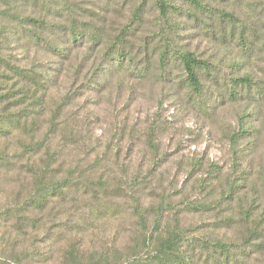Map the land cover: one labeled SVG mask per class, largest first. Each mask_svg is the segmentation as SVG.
<instances>
[{
  "label": "rangeland",
  "instance_id": "obj_1",
  "mask_svg": "<svg viewBox=\"0 0 264 264\" xmlns=\"http://www.w3.org/2000/svg\"><path fill=\"white\" fill-rule=\"evenodd\" d=\"M173 1L183 8V13L171 20L173 27H164L167 44L158 36L162 26L155 0H46L51 15L62 13V17L50 18L58 36L54 40L64 37V29L57 24L68 28L73 23L82 26L91 22L105 31L102 37L106 44L67 52L69 61L47 55L43 49H25L13 37L11 56L15 61H31L51 69L63 82V94L72 92L68 89L79 93L65 111L76 112L80 138L90 146L71 150L68 159L75 166H87L81 169L84 170L95 158L94 154H87L88 149L96 150L104 160L94 171L97 176L110 170L124 186L135 173L146 176L142 187L134 189L142 204L143 221L134 210L136 198L129 193H114L107 203L94 206L86 196L77 201L70 199L60 209L55 222H69L71 226L81 223L83 229H79L77 238L88 253L106 252L111 257L121 255L118 261L125 260L132 246L157 225L158 213L162 214L159 228L179 223L191 240L220 237L242 244L250 236V229L242 220L249 210L251 221L260 223V230L264 231V0H204L208 5L205 13L184 0ZM138 4L141 14L134 22L133 9ZM30 10L40 13L33 7ZM219 11L232 13L236 19L220 17ZM125 24L132 27V35H128L130 49L137 53L136 64L126 62L130 72L118 70L117 52L107 51ZM112 44L120 51L125 43ZM170 47L174 51L162 69L159 51ZM180 51L194 52L211 64V75L202 77V99L192 98L179 81L185 72L181 61L172 56ZM139 70L142 73H137ZM156 74L166 77L160 79ZM246 75L255 81L254 86L235 87L230 81ZM223 78L230 82L222 84ZM235 89L240 98L231 101L229 96ZM200 104L206 106L200 109ZM242 115L246 116L241 119ZM243 130L256 133L239 141L242 151L236 159L230 137L235 132L242 135ZM25 135L20 132L9 144L20 145ZM231 179L240 187L226 195ZM115 185L112 182V187ZM30 188L29 173L1 171L0 208L23 202ZM218 202L219 206L210 210L188 207ZM162 206L166 208L161 213ZM229 217L236 223L224 225ZM72 229L68 237L78 231L76 227ZM7 230L0 227V238H9ZM45 233L42 230L29 243L42 240ZM261 241L264 243V234L254 242ZM61 247L62 243L52 244L54 253L60 252ZM249 252V264H264V245L250 247ZM194 255L203 257L198 247Z\"/></svg>",
  "mask_w": 264,
  "mask_h": 264
},
{
  "label": "trees",
  "instance_id": "obj_2",
  "mask_svg": "<svg viewBox=\"0 0 264 264\" xmlns=\"http://www.w3.org/2000/svg\"><path fill=\"white\" fill-rule=\"evenodd\" d=\"M184 1L201 13L207 11L208 5L204 0ZM155 4L162 26L158 36L167 44L169 40L164 27L168 29L173 27L171 20L176 15H182L183 8L177 6L173 0H155ZM31 7L40 13L31 12ZM140 12L141 5L138 4L133 9L134 22L140 18ZM218 14L230 21L236 19L232 13L226 11H219ZM53 16L62 17V13L56 12L51 15L46 0H0V172L8 174L17 171L31 175V188L23 202H14L3 209L0 208V227L7 228V233L10 234L7 240L3 236L0 238L2 239L0 264H249L250 247L264 245L263 241L260 244L254 242L263 238L264 231L260 230V223L251 221L250 210L242 217L250 229V236L242 244L220 237L191 240L185 228L178 226L179 223L166 229L159 228L162 214L158 213L157 225L151 232L143 234L141 240L132 246L131 254L123 261H118L121 256L119 253L116 257L108 256L106 252L88 253L77 238L80 235L79 229H83L81 223L71 226L69 222H55L57 215L61 213L60 209L70 199L77 201L86 196L92 206L100 202L107 203L114 193H129L135 199L134 189L136 186L142 187L146 176L135 173L130 177V182L125 183L126 186L122 185L120 179L112 175L114 173L110 170L97 176L94 171L99 167L103 157L96 153V150L89 152L88 149L87 154H94L95 158L88 163L91 164L90 167L84 170L81 169L87 166H75L73 161L68 159L71 150L78 148L85 150L90 146L80 138L81 131L76 123L78 121L76 112L65 111L71 100L78 98L79 93L68 89L67 91L72 92L63 94L61 90L64 88L63 82L51 69L34 62L31 64V61L26 64L15 61L11 56L13 37L18 43L21 42L25 49L30 47L43 49L47 55L52 54L69 61L67 52H72L76 48L92 49L106 44L102 37L105 31H101L91 22L82 26L73 23L68 28L57 24L59 29H64L61 30L64 37L54 40L53 37L58 36L55 35L53 29L55 25L53 26L50 20ZM132 31L129 24L123 25L112 42L125 43L121 50L116 49L112 43L107 48L109 52L110 50L117 52L119 59L117 69L121 72L131 71L126 66L127 61V64H136L137 53L130 49L132 44L128 36L132 35L130 34ZM45 32L51 35H45ZM127 47L130 50H127ZM173 51L171 47L159 51L158 59L162 69L166 67V61ZM172 57L173 60L179 59L182 63L185 74L180 76L179 81L184 83L183 87L187 88L195 100L202 99L205 95L202 77L211 75L209 72L212 67L209 61L199 58L191 51H180ZM137 73L142 72L139 70ZM165 75L156 74V77L165 79ZM134 77L144 78L146 74H134ZM226 80L223 78L220 82L226 84L231 81L235 87L255 85V81L248 75ZM239 98L237 89L229 96L231 101H237ZM203 106L206 105L200 104V109ZM244 116L246 115H242L241 119ZM20 132L26 134V139L20 141V145L9 144L10 139L18 137ZM242 132V135L235 132L230 137L236 159L242 151L239 141L256 133L249 130ZM107 147L103 149V153ZM112 182H116L117 185L112 187ZM239 187V184L231 179L226 195H231ZM140 191L142 192V189ZM219 203L189 204L188 207L190 210H210L218 207ZM103 206L109 208V205ZM165 208L162 206L161 213ZM134 210L143 221L145 215L138 198ZM226 222L228 223L224 225H233L236 220L229 217ZM73 227L78 231L71 233L72 237H68L67 233L73 232ZM42 230L46 232L45 237L29 243L31 239H37ZM55 243H62L60 252L54 253L52 244ZM197 247L203 254L200 259L194 255Z\"/></svg>",
  "mask_w": 264,
  "mask_h": 264
}]
</instances>
